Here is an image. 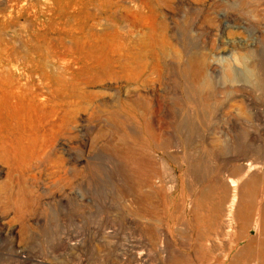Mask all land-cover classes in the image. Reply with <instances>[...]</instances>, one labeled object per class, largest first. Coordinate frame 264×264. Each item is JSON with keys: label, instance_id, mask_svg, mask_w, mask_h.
Masks as SVG:
<instances>
[{"label": "rangeland", "instance_id": "rangeland-1", "mask_svg": "<svg viewBox=\"0 0 264 264\" xmlns=\"http://www.w3.org/2000/svg\"><path fill=\"white\" fill-rule=\"evenodd\" d=\"M0 131V264H264V0H0Z\"/></svg>", "mask_w": 264, "mask_h": 264}, {"label": "bare ground", "instance_id": "bare-ground-1", "mask_svg": "<svg viewBox=\"0 0 264 264\" xmlns=\"http://www.w3.org/2000/svg\"><path fill=\"white\" fill-rule=\"evenodd\" d=\"M195 55V54H194ZM198 55V54H197ZM197 55L194 57L196 60H195V62H196V65H197V70H196V72H195V74H194V76L197 78V76L199 75V73H202V71H204V68H206V66H207V59L205 58V56L204 57H202L201 55L199 56V57H197ZM200 87V86H199ZM198 87V85H197V87L194 89V90H192V92L196 95V98H197V96H200L199 94H203V93H205V92H207V90H206V85H205V87H202V88H199ZM6 90V89H5ZM9 90V89H8ZM209 90V89H208ZM190 91V90H189ZM7 91H5V93H6ZM53 92V91H52ZM9 93V92H8ZM11 94L12 93H16L15 92V90H14V92H10ZM17 93H19V92H17ZM32 93V92H31ZM4 94V93H3ZM21 94V93H20ZM193 94V95H194ZM4 96H5V94H4ZM12 96H13V94H12ZM17 96H20V95H17ZM35 96V95H34ZM3 97V96H2ZM15 97V96H14ZM21 97V96H20ZM24 97H25V94H24ZM16 98V97H15ZM199 98V97H198ZM202 98V97H201ZM207 98V97H206ZM3 99H5L4 97H3ZM9 100H10V98H8ZM26 99V98H25ZM38 99V98H37ZM22 100V99H21ZM33 101H36V100H34V99H32ZM206 100V99H205ZM5 101V100H4ZM18 100H16V102H17ZM29 101V100H28ZM201 101V100H200ZM19 102V101H18ZM21 102V101H20ZM25 101H23V103H24ZM43 103H44V101H42ZM202 102V101H201ZM203 102H204V100H203ZM6 103V102H5ZM9 103V102H8ZM197 104V103H196ZM200 104V103H199ZM202 104V103H201ZM200 104V105H201ZM11 105V104H10ZM33 105V104H32ZM8 106V105H7ZM12 106H13V104H12ZM11 106V107H12ZM36 106V105H35ZM52 106V105H51ZM142 103H140V102H137L136 103V108H137V116L136 117H139V118H146V116H151L152 114H153V112H151V111H154L155 112V115L157 114L156 113V110L154 109V110H149L150 112H151V114H150V112L148 111L147 112V109H144V107H143V110H142ZM206 106H207V104H206V101L202 104V107L200 106V108L199 107H197V108H199L202 112H200V113H203V111H206ZM1 108H2V106H1ZM13 108V107H12ZM35 108V107H34ZM52 108L53 107H51V110L49 111V113L51 112V111H53L52 110ZM160 108V107H159ZM158 108V109H159ZM208 108V107H207ZM3 109V108H2ZM6 109V108H5ZM14 109V108H13ZM12 109V110H13ZM36 109V108H35ZM8 110V109H7ZM34 110V109H33ZM54 110H56V108H54ZM161 110V109H160ZM208 110V109H207ZM17 111H19L18 109H17ZM31 111V110H30ZM35 111V110H34ZM58 111V110H57ZM163 111V110H162ZM164 112V111H163ZM30 113H32V112H30ZM43 113V112H42ZM54 113H56V112H54ZM161 113V112H160ZM159 113V114H160ZM166 113V112H165ZM164 113V114H165ZM12 114V113H11ZM20 114L22 115V113L20 112ZM46 114V113H45ZM31 115V114H30ZM53 115V114H52ZM167 115V114H166ZM14 116H18L17 114L16 115H14ZM20 116V115H19ZM49 116H50V114L47 116L48 118H49ZM54 116H56V115H54ZM51 117V116H50ZM53 117V116H52ZM153 117V116H152ZM44 118H45V116H44ZM50 119V118H49ZM154 119V118H153ZM20 119H18V121H19ZM53 120V119H52ZM51 121V120H50ZM7 126V125H6ZM5 126V127H6ZM2 127V126H1ZM4 128V127H3ZM2 128V129H3ZM6 129V128H5ZM7 130V129H6ZM8 130H9V128H8ZM8 130H7V133H8ZM1 132V131H0ZM12 132H13V130H12ZM15 132H17L16 130H15ZM14 132V133H15ZM13 133V134H14ZM1 134V133H0ZM18 134V133H17ZM20 136H22V134L20 135ZM1 137V136H0ZM2 137H4V136H2ZM2 137H1V139H2ZM10 137H14V136H10ZM5 138V137H4ZM4 138L2 139V140H4ZM8 138V137H7ZM20 138V137H19ZM18 138V139H19ZM24 138H25V136H24ZM11 139H14V138H11ZM22 139V138H21ZM10 140V139H9ZM23 141V140H22ZM2 142V141H1ZM5 142V141H4ZM12 142H13V140H12ZM11 142V143H12ZM7 143V141L5 142V144ZM17 143H19V141L17 142ZM24 143V142H23ZM22 143V144H23ZM34 143V141H32V143L31 144H33ZM4 144V143H3ZM4 144V145H5ZM8 145V144H7ZM10 145H12V144H10ZM16 145V144H15ZM17 145H19V144H17ZM16 145V146H17ZM13 146V145H12ZM16 146H15V150L14 151H16ZM22 146V148L20 147V146H18V148H21L22 150H23V145H21ZM25 146H26V144H25ZM25 146H24V148H25ZM31 146V145H30ZM35 146V145H34ZM191 146V145H190ZM5 147V146H4ZM10 147V146H9ZM9 147H8V149H9ZM27 147H29V145L28 146H26V148ZM31 147H33V146H31ZM6 148V147H5ZM17 148V149H18ZM25 148V152H27L26 149ZM3 151H4V149H2ZM21 150V151H22ZM253 151L252 153H255V155L257 154V155H261L262 154V152H263V150L262 149H260V148H250V151ZM2 151V152H3ZM18 151V150H17ZM16 151V152H17ZM20 151V152H21ZM8 154V153H7ZM21 155V154H23V151H22V153L20 154L19 152L17 153V155ZM14 155H15V153H14ZM25 155V154H24ZM16 157V156H15ZM20 157V156H19ZM17 159H18V157H17ZM17 159H15V160H17ZM20 159V158H19ZM22 159H24L23 157H22ZM22 159H21V161H22ZM151 162V161H150ZM247 164H246V167L244 166V167H241V169H239V170H241V171H243V170H245V169H247V170H253L254 168H256L257 166L255 165V164H257V163H250V161L249 162H246ZM242 165H244V164H242ZM256 166V167H255ZM237 168H239V166L237 167ZM238 170V171H239ZM254 175H255V173H250V175L248 176V177H246L245 179L243 178L242 179V181L240 182L238 179H236V178H233L232 176L231 177H229L228 178V182H229V184L228 185H230V186H232L233 187V191H234V193H233V201H235V199H236V193H235V190L237 189V187H238V189H240V201H239V205H238V208H237V211H236V213L238 214L237 216H239V213H240V216L239 217H241V219L244 221V225L250 220V218L248 217L250 214H249V210H250V208H251V206H252V203H253V199H254V197H255V195H256V189H257V184H258V182L256 181L257 179H254ZM260 182V181H259ZM140 183V182H139ZM259 185V184H258ZM219 186V185H218ZM217 186V187H218ZM225 186V185H224ZM208 187V186H207ZM214 187H215V185H214ZM220 188H222V187H220ZM225 188V187H224ZM210 189V188H209ZM224 190H226V189H224ZM203 191V190H202ZM203 192H205V190L203 191ZM224 192H227V191H224ZM229 193V192H228ZM204 194H206V193H204ZM208 195V194H207ZM210 195V194H209ZM208 197V196H207ZM199 198H200V196H199ZM197 199L196 200V205L197 206H200L201 204H202V198H200V199ZM206 198V197H205ZM210 198V197H209ZM204 199V198H203ZM207 199V198H206ZM205 199V200H206ZM256 200V199H255ZM258 200V199H257ZM208 203H211V201L210 202H208ZM234 202H232V207H233V204ZM206 204V203H205ZM205 204H203V205H205ZM231 206V205H230ZM242 206L244 207V208H242ZM214 209V208H213ZM218 211V210H217ZM214 214V213H213ZM236 216V217H237ZM238 217V218H239ZM215 218V217H214ZM245 229V228H244ZM240 230V229H239ZM241 231H242V228H241ZM204 236V235H203ZM202 236V237H203ZM245 237V236H244ZM200 241V240H199ZM202 241V240H201ZM202 244V243H201ZM200 244V245H201ZM243 252V251H242ZM240 257H243V253H241L240 252ZM244 258H245V256H244ZM248 258V257H247ZM250 258V257H249Z\"/></svg>", "mask_w": 264, "mask_h": 264}]
</instances>
